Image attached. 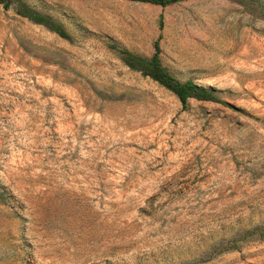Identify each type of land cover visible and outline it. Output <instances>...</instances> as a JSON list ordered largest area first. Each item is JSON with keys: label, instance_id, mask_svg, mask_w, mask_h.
<instances>
[{"label": "rangeland", "instance_id": "374dc122", "mask_svg": "<svg viewBox=\"0 0 264 264\" xmlns=\"http://www.w3.org/2000/svg\"><path fill=\"white\" fill-rule=\"evenodd\" d=\"M27 2L72 41L0 5V264H264V0Z\"/></svg>", "mask_w": 264, "mask_h": 264}, {"label": "trees", "instance_id": "16d2710c", "mask_svg": "<svg viewBox=\"0 0 264 264\" xmlns=\"http://www.w3.org/2000/svg\"><path fill=\"white\" fill-rule=\"evenodd\" d=\"M128 1L149 3L163 7L183 0ZM0 5L4 9H11L16 15L25 18L34 24L43 26L45 29L55 33L60 38L67 40L68 42L72 41L71 35L60 22L54 20L48 13L34 8L27 2V0H0ZM107 46L117 52L120 61L128 69L139 72L141 76L149 78L173 94L182 108L185 107L188 99L226 104L217 97L213 88L199 86L191 79L181 80L171 73L160 60V49L157 40L153 41V51L149 56L135 54L111 40L107 43Z\"/></svg>", "mask_w": 264, "mask_h": 264}]
</instances>
